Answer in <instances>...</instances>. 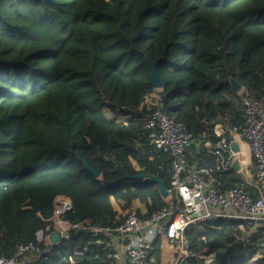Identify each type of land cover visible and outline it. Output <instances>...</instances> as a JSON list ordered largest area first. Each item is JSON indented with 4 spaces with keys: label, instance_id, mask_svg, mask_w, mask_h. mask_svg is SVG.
<instances>
[{
    "label": "trees",
    "instance_id": "1",
    "mask_svg": "<svg viewBox=\"0 0 264 264\" xmlns=\"http://www.w3.org/2000/svg\"><path fill=\"white\" fill-rule=\"evenodd\" d=\"M150 62L163 79L161 108L187 123L195 106L212 111L216 102L228 103L235 91L231 77L264 97V0H0L2 253L35 240L62 194L73 202L68 218L99 226L120 221H114V201L167 205L156 183L131 176L158 173L169 186L168 166L157 158L166 152L147 143L144 127L135 137L156 158L132 166L122 154L139 148L103 107L144 105L156 89ZM131 117L130 126L141 123ZM222 231L187 228L194 250L215 251L213 262L197 264H264V225L245 243L226 244ZM99 237L82 230L26 264L111 258L102 245L98 255L90 251Z\"/></svg>",
    "mask_w": 264,
    "mask_h": 264
},
{
    "label": "built area",
    "instance_id": "2",
    "mask_svg": "<svg viewBox=\"0 0 264 264\" xmlns=\"http://www.w3.org/2000/svg\"><path fill=\"white\" fill-rule=\"evenodd\" d=\"M158 93H152L154 100L150 101L144 125L148 129L147 143L170 155V204L147 212L130 204L119 222L99 226L92 224L90 218H68L66 213L72 209L70 198L59 195L53 215L48 218L46 226L37 231L36 239L17 243L11 254L0 251V264L36 261L45 251L82 230L109 237L105 247L111 245L114 239L121 241L128 264H153L152 256L158 241L161 244L167 241L171 246V264H197L201 260L211 263L215 260L214 251L209 247L204 248L205 253L194 250L187 237V228L202 232L206 225L214 226L220 220L238 222L239 228L245 232L247 226L254 228L264 225V97L248 91L241 94V136L235 137L236 140L244 138L254 157L255 185L258 189L251 193L240 184L226 186L215 167L188 160L193 145L201 143L209 153L217 156H222L224 151L229 152L222 164L224 168L230 166L237 153L231 148L233 140L225 133L229 126L221 121L215 122L213 129L206 131L205 138L197 140L195 130L187 122L169 116L161 108ZM118 108L129 116L136 112L135 108L128 105ZM205 122L210 123L209 120ZM135 147L146 149L145 142L141 140L136 141ZM240 168L243 169L242 164ZM56 232L59 237L53 241L52 236ZM246 237L243 238L244 243ZM202 238L205 236L202 235ZM97 241L102 242L99 239ZM42 242L48 247L44 249L40 244ZM88 247V244L85 245L86 249ZM115 256L118 255L115 253Z\"/></svg>",
    "mask_w": 264,
    "mask_h": 264
},
{
    "label": "crops",
    "instance_id": "3",
    "mask_svg": "<svg viewBox=\"0 0 264 264\" xmlns=\"http://www.w3.org/2000/svg\"><path fill=\"white\" fill-rule=\"evenodd\" d=\"M156 87V86H155ZM161 88V87H160ZM158 92V90H155ZM154 91V92H155ZM236 91V90H235ZM153 93V92H152ZM150 104L149 99L146 100V103L144 105H141L137 107L136 112L132 115H128L126 112L122 111L121 109H117L116 107H110L109 105H105L104 110L106 113V116L109 119H115L117 122L122 121L123 122V128L125 127V131L129 132V134L132 135V141L130 142V146L134 145L138 138L135 137V134H139L143 129H145V116L149 112L148 105ZM242 106V105H241ZM214 110L209 111L205 110L203 108H200L198 106L193 107V110L190 113V118L188 120V123H190V126L195 130V135L197 140H203L205 138V133L208 130L213 129V125L215 122H224L229 126V129L225 131L226 136L231 138L232 134L237 138L238 136H241V123H242V111L243 106L240 110H238L235 107H231L229 103V97H228V103L223 102H216L214 106ZM148 108V109H147ZM133 117V121H141V123L137 122V124H134L133 126H130L129 118ZM131 117V118H132ZM205 120H209L210 123L207 124ZM131 121V122H133ZM129 124V125H128ZM145 132V131H144ZM239 142V145L241 146V152L239 157V164H242L243 169L241 170L236 168L232 163L231 165L224 168L222 161L225 160V158L229 155V152L224 151L222 152V156H217L215 153H209L204 145L201 143L194 144L192 149L189 151L188 154V160L191 163L195 162H203L206 164H209L211 167H215L218 174L221 175V178L223 179L224 183H226V186H232L233 184H240L245 187L249 192L255 193L257 192L256 187V175H255V163H254V157L253 154L249 148V145L246 143L243 137H240L237 139ZM154 149V148H153ZM142 150V149H141ZM138 149L137 152H128L125 151L122 154L121 158H124L125 160H129L132 166H134L137 169H140L141 167H144L145 163L149 160H154L156 158V155L154 151H151L150 149H145L141 151ZM155 150V149H154ZM121 152V151H120ZM120 152H118V155H120ZM128 152V154H127ZM114 157L113 155H111ZM140 157H144L143 160L140 159ZM237 157V154H235L234 158ZM158 163L161 166H168V172H170V155L169 153H159ZM168 161L165 163V161ZM234 160V159H233ZM144 161V162H143ZM214 161V163H213ZM159 186V185H158ZM170 185L168 186V188ZM160 190V187H159ZM160 193L162 195V198L166 200L167 204H170L171 197L168 195L166 197L163 196L161 190ZM130 204H135L138 209L142 212H147L151 209L150 206H148L145 203H142L141 201L134 200L133 202L126 204L123 202L114 201L115 210L117 211V214L115 216L114 221L121 220L128 209V206ZM211 227H224L223 224H220L219 222H216L214 226ZM249 228L248 231L244 232V235L242 236H235L232 232H225L226 237L222 238V241H224L226 244L230 243V240L237 241V242H243L246 236H250L252 233H254L255 228ZM228 233V234H227ZM101 240L102 242L96 241L93 239L92 244H97L94 247L90 246L92 253L94 252L95 256L99 254V248L104 246L106 242H109V237L102 234V237L97 238V240ZM230 239V240H228ZM162 241V240H161ZM104 242V243H103ZM157 244L156 250L153 253V264H171V255L172 250L171 246L167 241H162L163 244L160 243ZM231 242V243H232ZM111 245H108L107 248L112 251L111 258L103 257L102 260H94L92 261L93 264H128L127 256L124 252L123 244L121 241H117V239H114L110 242ZM87 244V243H86ZM85 245V244H84ZM102 245V246H101ZM89 247V248H90ZM207 247V246H206ZM88 248V249H89ZM106 248V247H105ZM205 248V247H204ZM87 249V250H88ZM222 250H225L222 248ZM86 251V250H85ZM84 251V252H85ZM214 251V250H213ZM115 253L118 256H115ZM215 254V251H214Z\"/></svg>",
    "mask_w": 264,
    "mask_h": 264
},
{
    "label": "water",
    "instance_id": "4",
    "mask_svg": "<svg viewBox=\"0 0 264 264\" xmlns=\"http://www.w3.org/2000/svg\"><path fill=\"white\" fill-rule=\"evenodd\" d=\"M149 67H150L151 77H152V81H153L154 85L156 87H162L163 86V79L161 77V74H160L159 70H157L156 64L150 62L149 63ZM231 84H232V87L235 90L239 89L240 86H242L240 84V82L237 79L233 78V77H231ZM231 140H233L232 144H231V148L237 153V157L234 158L232 164L236 168L239 169L241 167V165L239 164L241 146L239 145L238 141L235 139V136L233 134L231 136ZM83 161H84L86 167H88L96 176H100L101 171L99 169L94 167L87 159L83 158ZM131 176L133 178H138V177H140V178H149L152 182H154L157 185H159L160 190H161V192H162L164 197L169 195V188H168V186L166 184H164L163 179L161 178V176L158 173L154 174V173L146 172V171L142 170V171H138V172L132 174ZM69 204H70V206L73 205V202H72L71 199H69ZM58 237H59V234H58V232H56L52 236V240L56 241L58 239Z\"/></svg>",
    "mask_w": 264,
    "mask_h": 264
},
{
    "label": "rangeland",
    "instance_id": "5",
    "mask_svg": "<svg viewBox=\"0 0 264 264\" xmlns=\"http://www.w3.org/2000/svg\"><path fill=\"white\" fill-rule=\"evenodd\" d=\"M159 88L160 87H156L155 90H159ZM245 91H247L246 88L243 87V86H240L239 89H237L236 91H234L231 94V96L229 97V103H230V106L231 107H235L238 110H240L242 108V106H241L242 105V103H241V97H242V95L241 94H243ZM147 99H149V101H152V100H154V97L152 98V94H151V95L148 96ZM103 107H105V105H103ZM139 149L141 150V148H139ZM141 151H143V150H141ZM105 158L108 159V155H106ZM223 226H224V227H222L223 228V231L220 233V237H222V238L226 237L225 231L227 229H230L231 226L234 228V231L232 232V233H234V238H235V236H242V235H244V232L245 231H242L239 228L238 224H236V223L233 224V223L227 221L225 224H223ZM247 228H249V227L247 226ZM247 230L248 229H246V231ZM217 264H222V261H218Z\"/></svg>",
    "mask_w": 264,
    "mask_h": 264
}]
</instances>
